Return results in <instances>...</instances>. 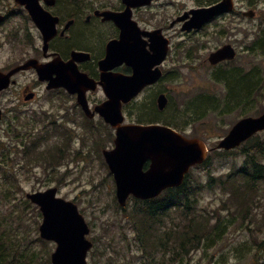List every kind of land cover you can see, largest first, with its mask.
<instances>
[{"label": "rangeland", "instance_id": "obj_1", "mask_svg": "<svg viewBox=\"0 0 264 264\" xmlns=\"http://www.w3.org/2000/svg\"><path fill=\"white\" fill-rule=\"evenodd\" d=\"M74 3L59 0L56 13L66 17L77 8L89 11L95 8L118 9L121 6V0H75ZM234 3L232 14L217 18L202 32L179 38L173 35V46L165 69L174 71V74L159 84L169 99L168 119L174 118L175 112L182 113L192 102L194 111L199 106L202 107L199 110L208 106L206 113L202 112L195 123L182 119L179 126L189 137L207 143L209 149H215L238 121L249 116L257 117L264 110V93L260 95V91L255 89L244 102L247 106L229 112L236 97L242 96L241 93L237 95V90L229 94L224 77L237 69L243 75L251 74L256 78L260 73L259 67L264 70V51L255 52L251 47L258 40L260 25L264 26V0H234ZM209 4L210 0H160L150 8L142 9L136 19L142 27L148 25L150 19L152 24L159 20L169 24L176 14ZM7 9L12 12L13 22L0 28L1 71L33 57L35 47L42 52V38L31 20L22 12L17 17L15 10L24 9L17 6L14 0H0V14L2 12L6 16ZM251 10L255 12V17H245L244 13ZM172 29L170 33L177 30ZM224 45L235 48L236 59L219 68L212 67L208 63L210 54ZM15 80V86L0 93V108L3 111L0 124V243L5 246L12 242L21 251L32 252L36 255L35 264H43L48 252L51 257L56 245L50 242L44 245L40 241L42 214L27 200V195L57 188L58 196L74 202L91 228L89 240L94 247L88 254V264H170L171 257L162 250L144 249L135 225L117 202L113 177L101 153L102 149L113 148L115 131L100 123L98 118L94 119V124L88 123L74 98L62 92L48 91L36 74L20 73ZM25 85L31 86L38 96L29 104L21 94ZM152 93V89L147 91L139 102L152 101ZM99 98L104 99L102 95ZM203 101L207 103L201 106ZM228 101L231 106L226 105ZM218 102H221L220 109L213 111L211 107ZM124 115L127 124L133 123L137 118L136 107L127 110ZM55 126H61L68 134L64 157L53 165L35 163L25 157L26 146ZM256 136L258 141L254 144L264 148V132ZM58 140L57 135L47 137L40 148L58 146ZM217 151L212 153V163L208 168L192 171L193 178L206 181L209 172L216 176L226 175L234 164L239 167L244 161V156L239 153L221 159ZM255 201L252 213L256 219L254 223L239 218L233 220L231 211L234 212L235 207L232 209L229 205L232 201L223 190L206 189L198 199V211L212 214L216 220L220 218L226 224L224 236L213 247L191 251L185 260L179 262L176 259L174 264H250L251 254L244 244L254 242L255 245L264 240V186L255 196ZM132 205L129 200L126 211H130ZM228 206L230 209H227ZM165 256L168 259L164 260Z\"/></svg>", "mask_w": 264, "mask_h": 264}, {"label": "water", "instance_id": "obj_2", "mask_svg": "<svg viewBox=\"0 0 264 264\" xmlns=\"http://www.w3.org/2000/svg\"><path fill=\"white\" fill-rule=\"evenodd\" d=\"M25 6L43 34L45 52L49 41L56 35L58 18L43 10L39 0H15ZM56 0H47L53 5ZM153 0H123L127 9L124 13L105 11L100 13L104 20L113 21L121 30L120 40L111 41L107 46L106 58L101 62L103 71L127 63L133 68L132 76L103 74L102 86L108 100L96 109L113 128L116 129V148L103 152L105 160L114 175L116 197L122 207H126L131 196L141 200L158 197L168 188L179 187L184 183L192 167L206 161L209 151L200 139H188L167 126L161 125H123V103H128L147 85L161 77L160 65L168 53V40L154 33L141 32L132 20V7L149 5ZM234 10V0H221L218 4L201 10L192 11L189 26L184 29H200L214 17ZM246 16L253 17L250 11ZM182 18L181 20H183ZM2 18L0 17V23ZM149 36L151 51L147 50L141 35ZM73 53V59L65 63L57 59L51 63L39 64L30 60L9 73L0 71V92L11 85L12 77L22 70L35 68L41 82H49L48 90L65 88L70 94L78 96V103L88 117L86 91L95 90L96 86L86 74L79 71L76 61L80 60ZM236 56L231 45H225L211 54L209 61L215 65ZM14 83V82H13ZM33 95L26 97L31 100ZM160 110L167 105V98L161 95L158 99ZM2 110L0 109V122ZM264 131V113L258 117H247L236 123L218 145L219 149L233 150ZM150 168L144 171L147 162ZM32 203L38 205L43 215L39 228L40 236L57 244L51 256L52 264H88L87 254L93 243L87 239L90 228L79 212L77 205L57 197V189L29 194Z\"/></svg>", "mask_w": 264, "mask_h": 264}, {"label": "trees", "instance_id": "obj_3", "mask_svg": "<svg viewBox=\"0 0 264 264\" xmlns=\"http://www.w3.org/2000/svg\"><path fill=\"white\" fill-rule=\"evenodd\" d=\"M218 1L210 0V3L214 4ZM251 47L252 50L254 48L255 52L264 51V26L260 25L258 41H255ZM259 71L260 73L256 78L252 77L251 74L243 75L241 70L237 69L224 77L229 94H234V91L237 90V95L241 93L240 96H242L236 97V101H233V106L228 101L226 105L231 106L229 112L235 111L238 107L247 106L248 104H244V102L248 101L255 89L260 91V95H263L264 70L259 67ZM218 79L221 81L222 78L219 76ZM221 102L213 105L211 107L212 110H219ZM206 103L204 101L201 102V106ZM191 105H193V102L182 113L178 114L175 112L173 114L174 118L168 119V115L167 118L164 115L166 112L160 113L155 109L153 103L151 105L148 102L144 109L139 108L136 110V122L148 124L162 121L170 125H177L180 120L188 119L190 122L195 123L202 112L206 113L205 108L208 106L203 107V111L199 110L202 108L200 106L199 109L194 111ZM263 112L264 110L261 111V113ZM54 135L59 138V145L41 149L40 145L46 142L47 137ZM257 141L258 137L256 136V138L253 137L236 150L216 152L218 156H222L221 159L237 153L244 156L242 165L236 167L234 164L230 173L216 176L209 172L207 180L201 181L198 178H193L191 171L182 186L168 189L154 200H134L130 211H126L127 208L124 209L125 214L130 217L135 225V231L138 233L144 249L147 251L160 249L171 257L170 264H174L176 259L179 262L185 260L191 251L204 248L205 246L213 247L214 244L219 242L224 236L223 229H225L226 224H223L220 218L216 220V216L212 214L199 213L198 211V199L206 189H214L216 191V188H218L223 190L228 199L232 201L229 205L232 209L235 207L234 212L231 211L233 220L239 218L243 221L248 220L254 223L256 219L252 213L256 202L255 196L264 186V148L261 147L262 145L254 144ZM68 142L67 132L60 126H55L51 131L46 132L44 136L35 139L31 145H27L24 154L26 155L25 157L35 163L53 165L64 157L65 147L68 146ZM212 159L213 155H210L203 167L208 168L212 163ZM227 209H230L229 206ZM262 219L264 220V216ZM213 221H215L214 224ZM169 222H171L170 225L168 224ZM163 229L164 231L161 233ZM7 238L10 240L9 237ZM40 241L44 245L47 243L46 241ZM9 244L4 246L3 243H0V264H35V254L27 250L21 251L15 243L10 242ZM244 247L247 248L246 251H248L249 255L251 254L249 257L251 259L250 264H264V240L255 245L254 242H247ZM46 256L47 260L43 264H51L49 252ZM166 258L168 259L165 256L164 260Z\"/></svg>", "mask_w": 264, "mask_h": 264}, {"label": "flooded vegetation", "instance_id": "obj_4", "mask_svg": "<svg viewBox=\"0 0 264 264\" xmlns=\"http://www.w3.org/2000/svg\"><path fill=\"white\" fill-rule=\"evenodd\" d=\"M74 1L75 0H71L73 4H75ZM159 1L160 0H156L150 6H147V7H135L132 9V19L138 24L141 32L154 33V32L160 31L162 35L169 40L170 48H172L174 34H175V37L177 38L185 37L193 33H200L206 28V26H204L201 30H198V31L197 30H184V28L188 27V23L190 22L191 16L189 17L186 15L187 13H189V11L183 12L182 14H179V13L176 14L173 18H171L172 20H170L169 24L164 23L162 20H159V22L156 24H152L151 19H150L147 22L148 25H146L148 27L146 26L142 27L140 24L141 22L136 19L137 15L139 14L140 11H142V9L150 8L154 4H157ZM14 2L16 3L17 6H20L22 10L24 9L23 10L24 12L18 9L15 10L17 12V17L20 16L19 15L20 12H22L23 15L26 14L25 17L31 20L34 27L39 32L34 19L28 13V11L23 6L18 4L15 0ZM58 3H59V0H56L53 5H48L47 0H39V4L43 8L44 11L50 13L52 17L58 18V23L56 26L57 33L49 41L47 51L45 52L44 50L45 41L44 39H42V48H41L42 52L37 50V48L35 47L36 50L34 49L33 50L36 51V54L33 57L29 58L28 60L22 62L21 64H18L17 66L9 70H6L4 72H9L12 69L26 63L27 61L31 59H34L37 62L42 63V64L51 63L57 59H61L63 62L67 63L73 59V53L79 54V55H76L77 58L80 59L76 61V65L79 71L83 74H86L88 79L91 80L93 83H95V86H96L95 90L89 89L86 91V94H85L86 103L90 111L89 115H92V119H89L90 122L88 123L94 124L93 123L94 119L98 118V120H100L99 122L106 126L103 118L98 113H96V109L99 108L101 105H103L104 102L107 100L104 89L101 85L102 75L110 73L114 75H123V76L129 77L133 75L134 71H133V68L130 67L127 63H122L121 65L110 69L109 71H103L101 62L104 61L106 57L107 46L111 41L119 40L121 38V30L113 21L104 20V17L101 16L100 13L106 10H111L116 13H123L126 10V7L121 2V6L118 9L106 8V9L100 10L98 8H95L89 11H83L77 8V11L72 10L66 17H63L59 15L58 13H56L55 9L58 6ZM69 6L70 5L68 4V7ZM13 10L14 8L12 9V12ZM6 12L8 13L6 14V16L2 12L0 14V17L2 18L0 28H2L8 23L13 22L12 16H11L12 12L9 13V9H7ZM153 16L155 17L156 15L153 14ZM181 17H184L182 21H180ZM172 28H176L177 30H175L174 33H170V31L174 30ZM40 37L42 38L41 34H40ZM141 38L143 42L145 43L147 50L151 51L150 37L142 34ZM253 51H254V48H253ZM170 53H171V49L169 50L167 59L159 66L162 71V76L160 77V79L156 81L155 83H153L152 85L144 87L138 93L136 97L131 99L128 103L123 104L124 114L126 113L127 110L134 109V107H136V110H138L139 108L144 109L147 103H141L139 101L141 97H143L144 94L151 89L153 90V93H152L153 102L150 101L149 103H151V105L153 103V105L155 106V109L159 111L158 98L160 97V95L165 94L163 89L160 88L159 84L163 82L164 80H166L169 75L172 76L174 74V71L168 72L165 69V64L169 58ZM225 63H229V62L224 61L212 67L219 68L223 66V64ZM27 72L36 74L35 70L33 69L29 71L20 72V73H27ZM16 84H17V81H16ZM32 93H36V92L31 88V86L29 85L23 86L21 90V94L23 95L24 98L25 96H27V94H32ZM99 95H102L104 99L99 98ZM69 96L74 98L75 101L77 102V95H69ZM37 97H38L37 94H35V97L32 100L28 101L27 103L29 104L35 101ZM76 105H77V108L80 110V113L84 114L83 108L79 106L77 103ZM168 109H169V105H167L163 110H160L159 112L160 113L166 112L164 113V115L165 117H167V115H169L167 112ZM84 116L86 117L85 114ZM133 122H136V121H133Z\"/></svg>", "mask_w": 264, "mask_h": 264}, {"label": "bare ground", "instance_id": "obj_5", "mask_svg": "<svg viewBox=\"0 0 264 264\" xmlns=\"http://www.w3.org/2000/svg\"><path fill=\"white\" fill-rule=\"evenodd\" d=\"M203 111V110H202Z\"/></svg>", "mask_w": 264, "mask_h": 264}]
</instances>
